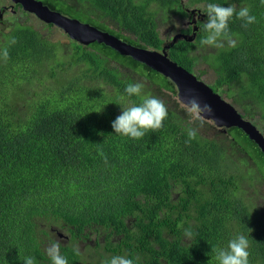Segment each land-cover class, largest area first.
<instances>
[{"label": "trees", "instance_id": "trees-1", "mask_svg": "<svg viewBox=\"0 0 264 264\" xmlns=\"http://www.w3.org/2000/svg\"><path fill=\"white\" fill-rule=\"evenodd\" d=\"M41 1L134 46H168L169 58L191 73L203 64L213 83L203 81L206 71L197 78L264 132L261 0ZM208 3L247 7L256 22L245 28L230 20L235 47L201 46ZM6 12L16 19L0 17V264H24L29 256L52 264L44 250L55 239L68 264H104L118 255L134 264H218L212 249L238 234L249 240V264H264V216L244 187L247 179L264 185V154L244 131L212 135L164 100V92L178 93L162 74L104 44L52 42L20 5ZM174 16L189 20L176 35L196 32L194 42L161 35ZM134 82L168 109L163 127L141 139L111 126L122 106L141 102L125 93ZM242 162L248 173H232ZM188 228L192 242L184 237Z\"/></svg>", "mask_w": 264, "mask_h": 264}, {"label": "clouds", "instance_id": "clouds-1", "mask_svg": "<svg viewBox=\"0 0 264 264\" xmlns=\"http://www.w3.org/2000/svg\"><path fill=\"white\" fill-rule=\"evenodd\" d=\"M261 3L264 4V0H261ZM206 16L207 20L202 23L205 36L201 38L200 45L215 48H223L225 42L229 46L235 47V41L229 34V22L234 16L245 22L243 24L245 28L256 22V17L250 14L249 8L241 7L237 11L234 4L222 6L217 3H208ZM12 43L15 41L13 40ZM2 56L7 60V49L3 50ZM143 88L144 85L140 82L128 83L125 87V93L128 97L139 96L141 102L139 104L130 103L121 107V114L116 117L111 125L116 135L141 139L146 132H155L163 127V122L168 117V109L164 101L152 95L142 96ZM123 99L124 97H121V100ZM180 103L192 123L199 122L203 126L206 117L213 116L211 105L202 103L196 96H191L187 100L181 98ZM196 136L197 129L195 127L189 128L188 137L195 139ZM184 237L189 242L194 240V233L191 228L184 230ZM60 249L61 243L56 239L50 241L46 246L44 251L52 264H68L67 258L61 254ZM248 249V238L244 234H238L228 241L226 247L213 248L212 251L215 253V260L218 264H249L250 253ZM74 251L79 254L78 248ZM23 259L24 264H36L34 257L29 256ZM104 264H134V262L126 256L118 255L111 257L110 260H105Z\"/></svg>", "mask_w": 264, "mask_h": 264}, {"label": "water", "instance_id": "water-1", "mask_svg": "<svg viewBox=\"0 0 264 264\" xmlns=\"http://www.w3.org/2000/svg\"><path fill=\"white\" fill-rule=\"evenodd\" d=\"M12 7L20 5L24 11L36 16L41 22L54 25L61 29L73 41L89 46L93 43L104 44L116 50L123 56H130L143 63L153 71L170 79L177 88L178 99L187 100L196 96L202 103H208L213 109V116L206 120L213 122L214 126L222 131L239 128L254 141L264 154V134L257 129L253 122L242 117L236 108L216 93L208 84L199 80L197 76L172 61L167 49L153 51L129 44L108 32L71 18L63 13L51 9L41 0H10ZM193 13H195L193 11ZM181 38L177 36L173 42Z\"/></svg>", "mask_w": 264, "mask_h": 264}, {"label": "rangeland", "instance_id": "rangeland-1", "mask_svg": "<svg viewBox=\"0 0 264 264\" xmlns=\"http://www.w3.org/2000/svg\"><path fill=\"white\" fill-rule=\"evenodd\" d=\"M11 5H12V2L10 0H0V10L3 9V6L9 7ZM192 9H194V8H192ZM192 9L189 8L188 9V10H190L189 12H191ZM6 11L7 10H5L2 13V15H0L1 19H8L9 21H14V19H16L14 17L15 15L13 13H11V12L8 14ZM161 16H162V14H161ZM24 18H25V15L23 13H21V12L17 13V19L18 20L21 21ZM26 18H27V21L31 25H33L36 29H38L41 32H43L44 34L48 35L49 39L52 42H62V43H68V44L71 43V39H69L59 29H57V28H54L52 30L46 29L45 24L43 22H41L39 19H37L35 16H33V15L27 16ZM188 25H189V20L188 19H182L179 16H174V17H171V19L168 20V22L160 29V33H161L162 36H166V35H168L170 33L174 34L173 36H175L176 33H178L180 29L185 28V26H188ZM172 28L173 29L175 28V31L173 33L171 32ZM177 36L181 37L182 35L177 34L175 36V38ZM202 71H206L204 76H203V81H206V83H213L214 75H213L212 71L209 70V68H206L203 64H199L196 67L195 73H193V74H199ZM41 91H42L41 88H35V92H41ZM220 95L223 96L222 94H220ZM164 100L167 103H169L170 105L175 106V104H178V105H180L181 108H183L181 106V103L178 100V97L176 99L172 98L171 96L168 95V93L164 92ZM261 126H264V125H261ZM202 130L207 131V132H209L212 135H215L218 132L219 129L217 127L213 126L211 123L207 124V123L204 122ZM260 131L263 132L262 128H261ZM219 137L222 138L221 135H219ZM249 168L250 167L246 166L244 164V162H242V164L239 165L238 170H233L231 172L232 173H237V174H240V175H244V174L248 173ZM255 182H250L247 179L245 181V183H244V187L247 190V196H249L251 198H254L256 200V202L259 204L260 211H261V213L264 216V190L260 191V193L258 194L257 199H256V194L258 192V188L260 187L261 189H264V185L258 184L257 181H255Z\"/></svg>", "mask_w": 264, "mask_h": 264}, {"label": "flooded vegetation", "instance_id": "flooded-vegetation-1", "mask_svg": "<svg viewBox=\"0 0 264 264\" xmlns=\"http://www.w3.org/2000/svg\"><path fill=\"white\" fill-rule=\"evenodd\" d=\"M21 7V6H20ZM12 8H15V7H12V5L11 6H9V7H7V6H3V9H12ZM179 39H185V40H187V41H190V42H194L195 41V39H196V32H194V34H193V36L191 35V36H185V35H182L181 36V38H179ZM168 46H166L165 48H167ZM211 123V122H210ZM61 237H63L64 238V235H61Z\"/></svg>", "mask_w": 264, "mask_h": 264}]
</instances>
